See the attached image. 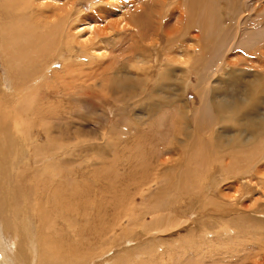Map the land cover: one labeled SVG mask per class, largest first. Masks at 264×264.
Wrapping results in <instances>:
<instances>
[{"label":"rangeland","instance_id":"1","mask_svg":"<svg viewBox=\"0 0 264 264\" xmlns=\"http://www.w3.org/2000/svg\"><path fill=\"white\" fill-rule=\"evenodd\" d=\"M156 1L33 0L31 9L28 1L29 5L18 6V0H0L1 28L5 32L4 36L0 32V110L18 109L22 122L17 133L12 129H6V133L3 130L6 147L15 149L16 154L11 153L12 150L5 151L0 157L3 170L0 264H106V261L109 264H264V219L260 218L264 211V133L259 131L256 140L246 139L243 146L232 151L219 152L217 148L225 147L233 132L219 136L218 128L212 127L195 149L198 141L188 148L179 147L177 142L188 143V137L178 133L183 130L184 121L179 120V114L169 112L171 104L163 97V93L172 88L173 100L180 97L189 113L187 117L200 109L203 102L208 105V114L203 119H209L210 123L233 117L230 111H214L212 97L217 96L219 102H233L229 97L235 94L238 103L243 104L247 100L240 101L246 98L244 92H247V97L252 95L255 100L264 101V50L254 51L256 37H252L264 29V18L259 22L254 20L258 14L251 9L246 11L251 3L247 0L245 7L240 8L246 11V17L242 20L243 31L239 33L225 13L228 1H219L221 18L212 20L207 12L210 10L208 0H199L191 10L193 24L186 35L182 32L184 23H178L181 17H186L181 0H158L157 5H166L164 16L169 22L168 27L157 34V41L153 40L160 44L158 53H154L153 47L147 52L132 53L139 59L135 65L136 59L131 58L128 50L129 55L112 45L108 46L109 50L98 53H82L91 39H94L93 47L98 49L101 39L106 43L115 35L122 36L119 24L125 20L124 11L131 9L132 12V8H142ZM90 19H93L94 31L84 37V26H78ZM203 22L210 31L214 30L213 34H204ZM20 23L30 28L29 48L9 44L13 35L6 27L11 24L12 32L17 35ZM251 26H255L254 31L246 30ZM172 31L174 41L182 35H198L199 41L195 39V42L204 53L197 52V45L192 58L183 51L184 46H175L174 54L171 53L165 47L164 35ZM21 38L18 36V43ZM67 43L76 45L75 53H71ZM231 44L236 46L231 50L233 58L223 53ZM29 53L39 56L38 68L33 69V56H26ZM146 54L151 56L149 61L144 58ZM97 55L104 57L98 59ZM165 55L178 70L173 84L161 79L169 71L161 66L166 63ZM189 58L192 62L207 59L208 70L213 66L214 74L204 91L195 89L198 83L195 76L186 84L184 73L189 68H184L190 66ZM109 62L115 63L113 78L130 77V80L120 78L124 82L122 87H105L97 81L100 76L94 77L100 71L97 66L107 68ZM220 62H227L231 67L217 70ZM68 72L72 74L66 76ZM203 73L207 74V70ZM90 76L94 78L89 79ZM142 79L146 80L145 93L156 89L161 92H154L151 100H146L143 94L129 101V95L143 88L135 86ZM88 80L90 85L91 81L94 84L85 88L83 84ZM11 85L29 87L40 104L29 106L24 100L20 106H14L16 92L10 94ZM117 88L122 98L125 95L126 102L120 105L114 100L115 94L119 96ZM149 101L161 105L146 119V112L139 103L145 105ZM224 102L230 109L234 106ZM176 104L182 105L179 101ZM258 107L264 109V102ZM24 111H38L40 116L34 119ZM44 113L47 116H42ZM20 115L27 117L26 121ZM10 117L5 114L2 119ZM21 135L25 153L20 151L17 155ZM175 137V149H181L185 155L179 158L180 153H169L162 158L172 161L159 166L156 150L159 149V153L169 150ZM33 147L38 148L40 156L32 154ZM197 149H204L201 157L204 153L206 158L199 161L196 169ZM192 171L195 177H189ZM4 190L9 195H5ZM31 204L43 208L42 215L36 213L40 217L39 227L34 229L39 218L31 222L33 231L26 219ZM18 209L19 219L16 217ZM168 215L171 216L170 230L163 233ZM33 233L37 236L34 245Z\"/></svg>","mask_w":264,"mask_h":264},{"label":"bare ground","instance_id":"2","mask_svg":"<svg viewBox=\"0 0 264 264\" xmlns=\"http://www.w3.org/2000/svg\"><path fill=\"white\" fill-rule=\"evenodd\" d=\"M27 1L30 2L31 9H32L33 8V6H32L33 0H18V4L17 5L18 6H20L21 4L29 5ZM39 1H41V0H39ZM157 1H156V3H154V2L146 3V5L148 6L147 9H146V5L144 7H142V8L138 7V5H137L138 9H135L134 10L132 8V10H133L132 12H131V9L130 8H129L130 11H127L128 9L126 11H124L125 20H124V22H121L119 24V27H121L122 30H123V35L122 36L115 35L113 37L112 41H110V42L107 41L106 43H105V41L103 39H101L102 42H99L98 49H96V48L93 47L92 41L94 39H91V40L88 41L91 44L83 47V52L82 53H88L90 51H93V52H97L98 53L99 51L104 50V49H108L109 50V47H108L109 45H112L115 49H122L123 52L125 54H127V55H129V53H126L127 50L130 52V55L132 53H135V55H136V53H139V51L147 52L150 47H153V49L155 51L154 53H158L160 44L154 43L153 40H156V36H157L158 33L163 32L162 29L165 26L168 27L169 22L166 21V17L164 16V11H165L166 5H157ZM174 1L176 2V0H174ZM198 1L199 0H181V5H182V7L184 9V12H186L185 13L186 14V17L185 16L184 17H181L178 20V23H182V22L184 23L183 24L184 25L183 26L184 27V30L182 32L185 33L186 35L189 34L190 29H191V25L193 24L192 23V20L190 18V16H191V10L193 8V5L194 4H197ZM219 1L220 0H208V4H209V9L210 10L207 9V12H208L209 17L212 18V20H213V18H216V17H220L221 18V14H220L221 13V9L217 5V4H219ZM223 1H228L227 4L229 6H227V11L225 13L229 16V18L231 19V21L234 23V25L236 27V32H239L240 33V32L243 31V28H242V20L245 19L244 17H246V15L244 16V14H245V12L247 10L249 11V9L253 10L254 11V12L252 11L253 13L258 14L257 18L256 19L254 18L255 21H258L259 22V21H261L262 18H264V0H248L251 3H249V5H248L249 7H248V9H246V11L245 10H240V8L245 7V2H247V0H223ZM37 5H40V3L37 2ZM139 6H141V5H139ZM119 7H121V6L119 5ZM27 9L29 10V12H31L30 11V6H28ZM198 12H200V11H198ZM145 14H146V16H145ZM169 15L170 14L166 13V16L168 18H170ZM0 17H1V15H0ZM193 18H195V17H193ZM92 20L93 19L84 21L82 24H80L78 26V27L84 26V28H83V30L85 31V33L83 34L84 37H89L90 36V33H92L94 31V26H93ZM252 20L253 19H251L250 22H252ZM202 21H203V19H202ZM201 24H205V27L203 29V31H205L204 34H207L208 36L210 34H213L214 30L210 31V29H209L210 27L205 22H203ZM220 24H218V25H220ZM1 27H3V25L1 24V21H0V29H2ZM6 28H7L6 29L7 32L9 31L10 33H12V35L14 37H16L17 40H18V36L19 37H22L21 38V41L18 43L17 40H14V38L12 36V40H10V42H12V43H9V44H11V45L13 44L14 46H16L17 44H21L25 48H29L31 46V41H30V39L28 37V35L30 33L29 26H27V25H25L23 23H20L18 25V30H19L20 33H18L17 35H15L12 32V30H11L12 25L11 24H10V27L9 28H8V26ZM173 28L174 27H172V29ZM254 28H255V26H254ZM254 28H252V26H251V28H247L246 30L251 29V30L254 31ZM3 31L4 30L2 29V31H0V32H1V35L4 36L5 32H3ZM216 31H218V30H216ZM232 31H233V29H232ZM79 32H81V31H79ZM165 33L167 34V32H165ZM174 33L175 32L172 31L169 34L164 35L166 37V40H167V43L165 45L166 49L171 50V53L174 54L175 51H174L173 48L175 46L180 47V48L184 46L183 47V51L187 54L188 57H191L192 58V53H195L194 47H196V45H197V43L195 42V39L197 40L199 38L198 35H195L194 37L193 36L185 37L184 35H182V38L181 39H178L177 41H174L172 39ZM251 33H253V32H251ZM228 34L230 35V32H228ZM3 36H2V39H3ZM68 36L69 35H67V37ZM220 37L221 36H219V38ZM252 37H256V40H254L255 41V46H256V48H255L254 51H257V53H260V49H261V52H262L264 50V29L261 30V31H259V32H255L252 35ZM3 41H4V39H3ZM6 41H8V40H6ZM98 41H100V39H98ZM198 41H199V39H198ZM262 43H263V45H262ZM0 45H2V44H0ZM232 45L233 44L230 45V47L228 48V50H226V51L223 52V53H227L226 55L230 54V57L229 58H233V56H234V55H232V51L231 50L234 47H236V46L235 45L232 46ZM4 46H6V45H4ZM66 46L70 48L71 53H75L76 52V45L75 44H73V43L68 44L67 43ZM203 48H204V46H203ZM13 49H14V47H13ZM26 50L27 49H25V51ZM213 51H214V49H213ZM197 52L198 53H204V50H202V47H199L198 46ZM162 53H165V52L163 51ZM30 54L33 56L32 59L34 60L33 69L34 68H38L37 61H38V57L39 56L36 53H29V54H26V56L29 57ZM148 54H146L145 57H144L145 59H147V61H149V59L151 58V56L148 55ZM132 55H131V58L133 56H135V55H133V56ZM90 56L91 55H89V58H90ZM103 57H104V55H97V58L98 59H102ZM156 57H157V62H158L159 61V58H158V56H156ZM134 59H136L134 61V65H135L138 62V60H139L138 59V56H136V58H134ZM154 59L156 61V58H154ZM165 60H166L165 61L166 63H163L161 66H163L165 68H168L169 71L161 79L164 80V81H166L169 84H173L174 82H176V79H175L174 76H175V72L178 71V70L175 69V65L172 63L173 61H172V59L169 58V56L165 55ZM224 60L227 61V57H225ZM209 63L210 62H208V60L207 59H204V58H203V60L200 59V62L199 61L192 62V60H190V58H189V60L187 61V64H190V66L189 67H186L185 66V68H184V69L189 68L187 70V72L184 73L185 79L187 81L186 84H188V81L192 78V76H195L196 77V80L198 82L197 85L195 86V89L196 88H199V91H204V87L206 86V83H207L208 79H210L213 76V74H214V69H213V66L212 65H211L212 67H210L209 70L207 69V66L206 65L207 64L209 65ZM114 65H115V63H111V62L107 63V65H106L107 68H105V67H103L101 65H98L97 67L100 69V71L97 74H95L93 72L95 74L94 77L95 76H100L99 77V80H97V79L96 80L97 81H100L101 85H103V86L105 85V87L107 85L108 88L112 87L113 85L114 86L115 85H120L122 87V84L124 82L122 83V80L121 79H123V80L124 79L125 80H130L129 79L130 78L129 76L128 77H115V78H113V71H114V68H115ZM122 65L125 66V62ZM225 66H228L229 68L231 67L230 64H228L227 62L226 63L225 62H220L219 67H218L217 70H223V69L226 68ZM204 70H207V74L206 73H203ZM45 74H48V73L45 72ZM71 74H72V72H68L66 76H69ZM75 76H73V77L70 76V77L74 78ZM77 77H78V75H77ZM94 77L93 76H90L89 79H92ZM79 80H80V78H79ZM82 81H83V79H82ZM74 82H76V81H74ZM93 84H94V82L91 81V85H90V80H88L83 85H85L84 86L85 88H89L90 86H93ZM131 85H130V87H131ZM135 86L136 87H143V86L146 87V80L145 79H142L141 81H139V84H136ZM126 87H127V85H126ZM136 87L134 88V86H133L134 89H136ZM92 88L94 90H96V86H94ZM118 88H117V93L119 94V96H116V94H115L114 100L117 101L118 105H120V104H123V102H126V101L124 100V96L125 95L122 98V93H119L118 92ZM172 90H173L172 88L168 89L165 93H163L164 94L163 97H165L167 99V101L170 102V104H171L169 106L171 108L169 112H171L173 114H179V120L180 121H184L183 130H181V131L179 130L178 131L179 135H186L188 137V143H186L185 141L177 142V146H179V147H183V148L184 147H187L188 148V147L193 146V144H191L192 142L198 141L194 145V149H195L197 147L198 143L200 142L199 140H202L204 134H209L211 132V128L212 127L218 128L217 131L219 133H217V134H219V136L226 135V134H228L231 131L233 132V136H232V138H229L228 144L225 147L219 146L217 148L218 149L217 151H219V152L232 151L235 148H238V147L243 146V142L246 143V141H247L246 139L255 138V140H256L258 138V132L259 131L261 132V134L264 133V109L258 107L260 105V103H263L264 101L263 100L260 101L259 99L258 100H255V98L252 95H251V97H249V96L247 97V95H246L247 92L246 93L244 92V94H245L244 97H246V98L245 99H242L243 101H240V102L243 103L245 100H247L246 103H243V104L238 103L239 98H238V95H235V94L234 95L231 94L232 96L228 95V96H230L229 98H232L233 102H229V101L223 100V101H225L224 103L227 102L229 106L232 105V104H234V106L232 107V109H230L226 104H223V101L222 102L216 101L217 96H215V98L212 97V103H213V106H214V111H217V110L218 111L224 110L225 112H229L230 111V112H232L233 117L230 118V119L221 118V119H219L220 120V123L219 122H216V121H213V122L210 123V121H208L209 119H207V120L206 119H203V117H205V115L208 114V109H207V106L208 105H204L203 102H201V104H202L201 105V108L198 109V110H195L194 112H192L191 115H190V117H187V116H189V113L186 110L184 104L181 102L180 97L178 98V100H173V99H175V96L173 95ZM9 91H10V94L12 93V91L13 92H16V94L14 96L16 98L15 99V102L16 101L17 102H16V104L14 106H16L18 104H19L18 106H20L21 103H24L25 101H26L27 105L30 104L29 106H31V104H33V103H38V105L40 104L38 102L37 98L35 96H32L31 93H33V91H31L29 87L18 88L17 85H11ZM136 91H137L136 93L129 95L130 96L129 97V101H133V99H135L137 95L139 97H142L143 94H145L144 96L146 97V100H148V99L151 100V96L153 95L154 92H161V91H159V89H156L154 91H149L148 93H145L146 91H145L144 87L141 88V90L138 88V89H136ZM25 92H27V94H25ZM29 94H31V95L29 96ZM202 100H205V98L202 99ZM138 101L140 102V100H138ZM178 101L183 106L181 105V107H179L176 104V102H178ZM24 105H26V104H24ZM139 105H141V107L144 108V111L146 112V114L144 115L145 118L146 119H149L151 117V113L153 112V110L159 109V107H160L159 105H161V103H154L152 101H149L148 104H145L144 105L143 102H142V103H139ZM175 105H177V106H175ZM5 107H6V105H5ZM9 107H11V106H9ZM18 108H20V107H18ZM4 109H6V108H4ZM7 110H0V157L2 156V154H4L5 151L10 152L12 150V149L9 148V145H8V148L6 147V140H4L5 139V135L3 134V130L5 132L6 129H7V131L9 129H12V130H14L16 132V129H18L17 127H18L19 123L21 122L20 118L18 117V111H19L18 109L15 110V108H12L11 107L10 108V111H7ZM26 110H28V109H26ZM19 112H21V111H19ZM33 112L34 111H32L31 113H28V112L25 113V111H24V114L25 115H31L34 119H36V116L37 115L40 116V114L38 113V111H36L35 113H33ZM5 114L7 116H12V118L10 117V119H2V116H4ZM46 114L47 113H44L42 116H47ZM20 116H22V115H20ZM236 116H237V118H235ZM28 117H30V116H28ZM23 118H25V117H23ZM26 118H25V121H26ZM244 119H246L247 122H244L243 121ZM23 121H24V119H23ZM162 124H163V122H162ZM217 126H220V127H217ZM147 131L149 132V129H147ZM143 132H145V131L143 130ZM180 132H181V134H180ZM7 134H9V133H7ZM245 134L247 135V137H245ZM163 139H165V138H163ZM19 140H20V143H17L18 148H19V150L17 151V155H18V153L20 151H23L22 154L25 153V148H24V145H23L24 144L23 136ZM7 143H10V140ZM175 143H176V137L173 139L172 143L170 144L169 150L163 149V151L161 153H159L160 152L159 149L156 150L155 156H156V158L158 160L160 159V162H158L159 166H166V164L168 165L172 161V159H170V160L169 159L168 160H164L162 158L163 156H166L169 153L175 152L176 155H177V153H180L181 157H179V158H182L185 155V153L181 149H175ZM40 149H42V148H40ZM202 150L204 151V149H202ZM15 151L16 150L13 149L11 153L16 154ZM154 151H153V154H154ZM203 151H201V149H197V151H196L197 152L196 155L198 156V158L194 157L196 169L199 168V166H200L199 165V161L201 159H205L206 158L204 153L202 154V157H201V153ZM32 154L34 156H40L41 155V152H39L38 148L35 149L33 147L32 148ZM42 154H44V156L47 157V155L45 153H42ZM41 162L44 163V160L41 159ZM184 164H185V167H187V164L186 163H184ZM189 174H191V175H189V177H195L194 171L190 172ZM149 176H148V178H149ZM151 176H153V175H151ZM2 177H3V170H2V167L0 165V184H1ZM145 179L147 181V177ZM4 192H5V195L6 194L9 195V193H8L7 190H4ZM29 207L31 208V210L33 212L31 210L29 211ZM29 207H28V210H27V218L26 219L29 220L28 223H27V225L32 230V228H31V222H32L33 218H35V219H36V217L39 218L38 222L34 224L35 225L34 229L36 227H39V225L41 223L40 222V217L36 213H40L42 215V213H43V210L42 209L43 208L39 204L38 205H32L31 204ZM18 214H19V209H18L17 216H16L19 219ZM257 215L259 216L258 213H257ZM29 217H31V219H29ZM261 217H262V219H264V211L263 212L261 211L260 218ZM14 218H15V216H14ZM170 218H171V216L168 215V216H166V219L164 220V225L162 227V232L163 233H166V232H168L170 230L169 229L170 223L168 221ZM251 223H253V222H251ZM6 226H8V228H9L10 227V223L8 225H6ZM44 229H46V228H44ZM156 234H157V232H156ZM32 235H33L32 236V245H34L36 243V239L35 238L37 236L34 237V233ZM30 245H31V243H30ZM31 248H32V246H31ZM9 254L11 255V253H9ZM8 260H10V258ZM107 263H108V261H106V264Z\"/></svg>","mask_w":264,"mask_h":264}]
</instances>
